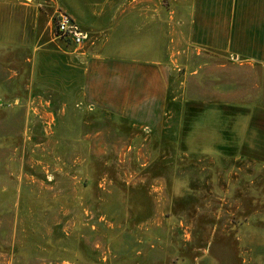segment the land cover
<instances>
[{
    "label": "rangeland",
    "instance_id": "obj_1",
    "mask_svg": "<svg viewBox=\"0 0 264 264\" xmlns=\"http://www.w3.org/2000/svg\"><path fill=\"white\" fill-rule=\"evenodd\" d=\"M186 2L0 0V264H264V68L192 47ZM157 62L184 102L127 85Z\"/></svg>",
    "mask_w": 264,
    "mask_h": 264
},
{
    "label": "crops",
    "instance_id": "obj_2",
    "mask_svg": "<svg viewBox=\"0 0 264 264\" xmlns=\"http://www.w3.org/2000/svg\"><path fill=\"white\" fill-rule=\"evenodd\" d=\"M183 11L184 14L180 16L177 24L185 26L187 41L192 47L211 56L230 58L241 64L264 68V0H187ZM93 32L96 33V29ZM84 64H88L87 68L90 67L84 78L85 89L90 91L85 95V101L96 106V57ZM148 64L150 63L141 66H151V76L144 73L145 71L140 73L133 70L127 85L132 87L135 79L145 83V86H156L155 84L162 82L165 86L164 103L184 102L185 97L182 96H185V93L181 96V88L177 85V80L181 85L183 79L177 74L168 76V67L162 63ZM163 72L166 81L160 77ZM139 74L143 75L142 78L137 77ZM170 86H177L176 93L174 88L171 94ZM178 116L177 112L173 111L168 118L174 120Z\"/></svg>",
    "mask_w": 264,
    "mask_h": 264
},
{
    "label": "built area",
    "instance_id": "obj_3",
    "mask_svg": "<svg viewBox=\"0 0 264 264\" xmlns=\"http://www.w3.org/2000/svg\"><path fill=\"white\" fill-rule=\"evenodd\" d=\"M54 27L58 38L68 41L76 49L83 47L88 39L87 33L66 12L55 14Z\"/></svg>",
    "mask_w": 264,
    "mask_h": 264
}]
</instances>
